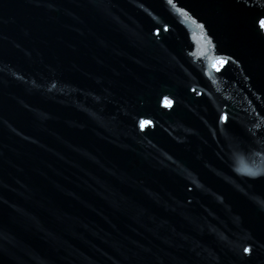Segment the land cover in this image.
<instances>
[{
  "label": "water",
  "instance_id": "water-1",
  "mask_svg": "<svg viewBox=\"0 0 264 264\" xmlns=\"http://www.w3.org/2000/svg\"><path fill=\"white\" fill-rule=\"evenodd\" d=\"M0 264H264V0H0Z\"/></svg>",
  "mask_w": 264,
  "mask_h": 264
},
{
  "label": "snow or ice",
  "instance_id": "snow-or-ice-1",
  "mask_svg": "<svg viewBox=\"0 0 264 264\" xmlns=\"http://www.w3.org/2000/svg\"><path fill=\"white\" fill-rule=\"evenodd\" d=\"M169 2H171V0H169ZM219 63H220V66L222 67L224 64V61H220ZM217 70H219V68H217ZM224 119L225 117H221V120H224ZM245 251H247V249H245Z\"/></svg>",
  "mask_w": 264,
  "mask_h": 264
}]
</instances>
